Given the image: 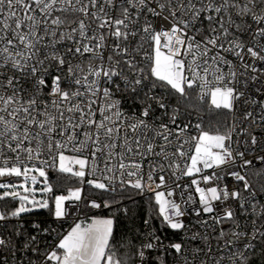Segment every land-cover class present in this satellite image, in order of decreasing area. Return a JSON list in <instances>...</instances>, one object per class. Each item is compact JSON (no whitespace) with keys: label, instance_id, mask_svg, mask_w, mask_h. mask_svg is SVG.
Segmentation results:
<instances>
[{"label":"snow or ice","instance_id":"obj_1","mask_svg":"<svg viewBox=\"0 0 264 264\" xmlns=\"http://www.w3.org/2000/svg\"><path fill=\"white\" fill-rule=\"evenodd\" d=\"M261 75L264 0H0V178L17 180L0 182V264H250L264 185L238 168L264 161ZM49 170L99 198L49 195ZM133 193L154 214L118 237ZM81 201L112 215L64 235L25 219Z\"/></svg>","mask_w":264,"mask_h":264},{"label":"trees","instance_id":"obj_2","mask_svg":"<svg viewBox=\"0 0 264 264\" xmlns=\"http://www.w3.org/2000/svg\"><path fill=\"white\" fill-rule=\"evenodd\" d=\"M247 174L249 180L256 189H260L261 185H264V164L262 166L250 169ZM49 183L53 185L54 189L53 193L49 194L51 196L60 194L66 195L68 189L82 186L77 178L57 172H54L52 174V177L49 176ZM85 190L87 192V197L92 198L93 196H95L99 198V193L94 192L89 186H87ZM261 196L264 197V191L261 192ZM122 207H127L129 209V216H120V218L117 220L115 224V232L118 237L123 236L128 231V229H133L134 227L142 230L143 219L149 214H154V204L152 205V207L149 206V198H143L140 195H135L134 193L132 199H125L123 201ZM99 215L108 217L111 216L112 213L109 210L105 209ZM129 217L135 218L134 223L133 220ZM25 219L27 221L33 222L48 223L49 221H52V218L49 216L48 210L46 209L36 210L32 213H28L25 215ZM154 223L157 225V227H159L157 221H154ZM128 235L130 236L131 233H128ZM165 235L167 236V240L165 241V243H167L168 240L177 242L180 241L181 233H173L171 231H167ZM249 260L250 264H264V249H261L259 246H257L254 254L250 255Z\"/></svg>","mask_w":264,"mask_h":264},{"label":"built area","instance_id":"obj_3","mask_svg":"<svg viewBox=\"0 0 264 264\" xmlns=\"http://www.w3.org/2000/svg\"><path fill=\"white\" fill-rule=\"evenodd\" d=\"M241 87H244V85H240ZM257 88L261 89V92H257ZM247 93L250 96L257 97L259 98L262 94H264V75L259 76V81L258 82H252L248 81L247 87H246ZM258 155V153H251L247 155V159L253 160V164L249 166L247 169L244 168H238L239 171H241V174H244L245 172L248 173V171L252 168L262 166L264 164V161H260L258 159H255L254 157ZM208 172H211L212 170H207ZM50 175H52L55 171L49 170ZM190 178H182L181 182H187ZM229 185H234L237 184L238 182L235 181L234 178L229 177L225 181ZM84 188L87 187L86 184L82 185ZM203 186V185H202ZM143 198H149L148 195L141 196ZM89 198V197H88ZM261 199H264V197L261 196ZM70 205H73L72 208L70 209L69 215L61 220V221H49L48 223L45 224V226H52L57 229V231L61 234L64 235L67 232L71 230L72 227L75 226L76 223H84L87 224L89 220L96 215L101 214L104 210H95V209H86L84 207L83 201L80 202V211H77L75 208V205L73 202H67ZM194 219V218H193ZM240 229L239 231H248L251 228V224L249 222H246L243 218L240 219ZM183 238V234L181 233L180 240ZM57 241L53 237H49L47 240V243L49 245H54ZM213 245L215 246V241H213Z\"/></svg>","mask_w":264,"mask_h":264},{"label":"rangeland","instance_id":"obj_4","mask_svg":"<svg viewBox=\"0 0 264 264\" xmlns=\"http://www.w3.org/2000/svg\"><path fill=\"white\" fill-rule=\"evenodd\" d=\"M49 176H50V172H49ZM6 179H8L9 181H7V182H17V180H16V178H0V181L1 180H6ZM38 180H41L42 181V178H38ZM48 182H49V180H48ZM36 187L37 188H42L43 187V183H38L37 185H36ZM38 198H39V194H38ZM36 210H42V209H36ZM36 210H34V211H36ZM96 216H101V215H96ZM93 217H95V216H93ZM92 217V218H93ZM102 217H105V216H102ZM91 218V219H92ZM91 219H90V221H91ZM90 221L88 222V223H90Z\"/></svg>","mask_w":264,"mask_h":264},{"label":"water","instance_id":"obj_5","mask_svg":"<svg viewBox=\"0 0 264 264\" xmlns=\"http://www.w3.org/2000/svg\"><path fill=\"white\" fill-rule=\"evenodd\" d=\"M50 177H52V175H50ZM7 181H9L8 179H6V180H1L0 182H7Z\"/></svg>","mask_w":264,"mask_h":264},{"label":"crops","instance_id":"obj_6","mask_svg":"<svg viewBox=\"0 0 264 264\" xmlns=\"http://www.w3.org/2000/svg\"><path fill=\"white\" fill-rule=\"evenodd\" d=\"M90 221V220H89Z\"/></svg>","mask_w":264,"mask_h":264}]
</instances>
